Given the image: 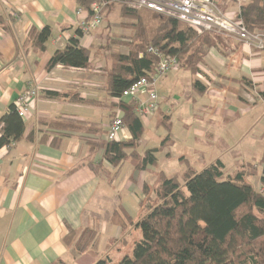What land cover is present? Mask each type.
Segmentation results:
<instances>
[{
  "label": "crops",
  "instance_id": "0c3cea01",
  "mask_svg": "<svg viewBox=\"0 0 264 264\" xmlns=\"http://www.w3.org/2000/svg\"><path fill=\"white\" fill-rule=\"evenodd\" d=\"M251 1L243 0L241 5ZM237 3L223 0L225 11L239 14ZM81 6L80 0H0V120L30 84L40 89L24 119L23 139L0 147V264H94L119 239L113 213L119 210L120 168L103 160L101 147L108 143V128L117 108L108 91L112 61L107 60L111 55H128V51L116 49L119 44L109 38L112 34L102 33V24L90 35L78 36L76 11ZM116 26L111 24L119 30ZM45 27L51 29V36L40 50L33 34ZM229 38L225 48H212L217 57L212 49L208 51L200 73L193 75L179 67L166 74L164 86L170 95L164 102L159 98L156 119L142 120L144 135L152 142H161L167 126L173 127L172 108L185 106L179 93L191 86L189 110L203 126H191L185 144L193 148L195 156L213 159L210 164L221 160L224 177L236 172L242 160L248 162L238 150L243 135L252 124L264 122V50ZM72 39L90 51L89 67L82 70L57 65L49 69L54 53ZM183 71L191 75L186 77ZM196 81L206 87L205 92L195 88ZM164 121L167 124L163 125ZM61 122L75 127L63 131L55 126ZM162 128L164 133L156 137ZM129 139L131 134L124 128L118 141ZM195 141L207 147L194 146ZM182 158L195 171L205 168L204 159ZM259 162H255L257 169ZM92 163L99 165L98 172L93 171ZM257 177L260 183L262 175ZM139 187L137 182L130 183L128 194L133 195L132 189ZM98 218L105 219L103 228H99ZM69 228L80 233L96 231L97 244L78 254L75 245L64 241Z\"/></svg>",
  "mask_w": 264,
  "mask_h": 264
},
{
  "label": "trees",
  "instance_id": "16d2710c",
  "mask_svg": "<svg viewBox=\"0 0 264 264\" xmlns=\"http://www.w3.org/2000/svg\"><path fill=\"white\" fill-rule=\"evenodd\" d=\"M80 1L81 8L89 10L97 0ZM143 10L144 12L127 6L122 8V16L135 19L137 23L136 33L125 43L114 41L129 48V53L110 57L112 67L108 73V91L113 99L121 97L124 91L143 77L152 80L160 57L150 49L177 59L181 68L196 75L200 73V65L208 51L217 49L220 43L218 35L199 33L176 18L153 16L151 11ZM147 17L156 21V26L150 31L144 21ZM239 17L250 33L264 34L263 0H252L241 5ZM77 34L82 36L81 30ZM33 35L36 46L44 50L51 36V29L45 27ZM90 54L88 49L79 45L77 39H72L64 49L54 53L48 68L62 65L66 68L87 69ZM195 88L201 93L206 91V87H202L197 81ZM117 107L124 112L123 124L128 128L131 139L102 145L103 160L110 166L119 167L128 160L127 157H131L138 163V172L156 166V155L171 141L170 135L159 147L140 154L139 142L145 134V127L142 119L134 113L136 106L133 103H120ZM164 120L169 118L165 117ZM165 121L163 125L167 124ZM55 126L63 131H70L74 125L61 122ZM167 130L171 131L170 125ZM24 133V118L18 115L12 105L0 120V147H10L19 142ZM180 161L186 167L182 176L168 178L164 173L160 174L155 191L156 204L145 206L141 201L145 214L134 226L140 230L142 237L134 244L132 256H125L113 264H264V191L258 192L247 180L248 176L257 174V168H253L252 173L238 169L232 175L224 177L225 165L221 160H216L201 171L192 169L184 158ZM260 164V183L264 188V155ZM90 166L95 172L100 169L98 164L92 163ZM142 192L149 200L151 189L147 184L143 185ZM125 218L132 222V218L126 214ZM78 235V241L72 243ZM96 238L94 230H86L80 234L69 228L64 241L68 246L74 244L77 253L83 254L94 245ZM94 264L112 262L110 259H98Z\"/></svg>",
  "mask_w": 264,
  "mask_h": 264
},
{
  "label": "rangeland",
  "instance_id": "374dc122",
  "mask_svg": "<svg viewBox=\"0 0 264 264\" xmlns=\"http://www.w3.org/2000/svg\"><path fill=\"white\" fill-rule=\"evenodd\" d=\"M242 3L243 2L241 1V4ZM237 4L239 6V3H237ZM241 4H240V7H241ZM124 6H126V5H124V4L120 5L117 3L116 4H112V3L109 4L104 10L103 23L100 27V29L103 30L102 33L112 34V35H108L109 38L112 40L114 38V41L119 40V43H125L127 41V39L131 38L136 33L135 24L137 23V20L124 18L122 16V8ZM130 8H132V7H130ZM220 8H221V10L225 11V7L223 5V0H222V3L220 4ZM132 9H136V8H132ZM136 10L144 12L143 9H140V10L136 9ZM239 10H240V8H239ZM225 12H226L227 16L232 17L234 15L230 11H225ZM151 13H153V16H155V15L166 16V15L154 13L152 11H151ZM106 15H107V17H106ZM166 17H169V16H166ZM144 21H145V24L147 25L148 31H150L151 29H153L156 26V21H153L152 17H147L146 19H144ZM112 23L119 26V30L113 29L111 27ZM110 28H112V29H110ZM95 30H97V29H95ZM212 34H213V36L214 35L219 36L218 37L219 38L218 43L219 42L220 43L218 45L220 47L225 48L228 45L227 40L230 39L229 36L224 35V34H220V33H216V32H213ZM236 38H238V37H236ZM123 48H126L128 53H129V48H127L123 44H119L116 47V49L119 51H120V49L123 50ZM211 53L215 57L218 56L217 51H215L213 49H212ZM116 55H118V54H116ZM105 56H106V54H105ZM210 59H212V58H210ZM107 61L111 62V60H109V59ZM111 63H110V66H112ZM209 64H211V63L209 62ZM209 64H205V66L206 67L212 66ZM183 72L184 73H182V75H186V77L191 75V73L188 71H183ZM164 79H165V76L162 79L158 80L157 83H155V88H156L157 92L160 93L159 98L162 99V102H164L165 101L164 99L170 95L169 89L165 88V86H164ZM184 84L188 85L186 82H184ZM184 88H185L184 92L183 93L180 92L179 93L180 95H178L179 98L184 99V102H185L184 108L181 107L179 110H176V106L174 108H172L169 105V108H172L171 111H172V116H173V127H172L171 131L168 132L166 135H164L165 137L161 140V142L160 141L159 142L158 141L152 142L150 140V138L147 136V134H146V136L144 135L145 138L143 140V145L140 149V154H142V155L145 152V150L152 149L153 146H156V148L159 147L161 145L162 141L164 139H166V137L168 135H170V137H171V141L167 144V146L165 148H163L156 155V157L158 158L157 165L148 167L147 170L144 172H138V171H136V166L138 164L137 161L133 160L131 157H127L128 160L126 162H124L123 164H121V166H119V168H120L119 175H118V179H119V183H118V185H119V210L116 211L115 213H113L114 215H116V213H117V216H114V221L119 225V239L114 241V243L112 242L111 245H109L108 250L104 251V253L101 255L100 259H110L112 264H113V263L119 262L125 256H132L134 244L136 242L140 241V239L142 237L140 230H137L134 226V223L136 221H138V219H140L141 216H143L145 214V210L141 206V201L144 202L145 206H147L148 204H151V205L156 204L157 201H156L155 191L158 188L159 176L161 173L164 172L168 178H172V177H175L177 175L182 176L186 167L183 164V162L180 161V159H182V156H184V155H186V156L191 155V157L194 156V158L197 160L204 159V160H202L203 161L202 163H204L203 167L204 166L206 167L211 162H213V159L210 161H207V159H206L207 157H203L201 154H200L201 157L195 156V152L193 151V148L190 146H187L185 144L186 135H187L188 131L190 130L191 126H193L194 128H202L203 125L200 124L196 118H193L191 116V113L189 110L191 108V103H192L191 96L193 95V92H192L193 89L190 90L191 86H189V85L187 87H184ZM197 95H198V93H197ZM172 98H174V96ZM251 98L253 100L256 99V97L253 95H251ZM171 104L173 106L175 105V103H171ZM163 110H164V112H166V110H167V107H165V105L163 107ZM156 116H157V112L152 116L153 120H154V117L156 119ZM147 120H149V119H147ZM163 133H164V129L162 128L157 132L156 137L161 136ZM243 136L245 137L244 142L239 145L238 150L241 151L242 159H244L246 161L249 159L248 162H251V163H248V162L244 163V161L242 160L243 165H239L237 167V169H244V170L248 171V173H252L253 168L256 169L255 168V162L256 161L258 162L259 160L261 161V158H263V154H264V151H263V149H264V122L260 123V124L254 123V126L252 124L251 127L248 129V131L245 132V134ZM243 136H240L239 138H242ZM193 145L197 146V147H199V146L207 147L206 145H202L201 141H195ZM204 152H205V149H204ZM207 155L211 156V155H209V152H207ZM189 160H191V158ZM197 167H200V165L197 164ZM231 169H233V168H230V170ZM258 169H257L258 173L257 174L255 173L251 176H248L247 180L249 182L251 181L252 183H254L256 185V190L258 192H260V191L263 192L264 188L261 185V183H259V179L257 177L259 175H262V172L260 171L261 164L258 165ZM199 170H201V169H199ZM135 182H137V185H139L140 187H139V190L138 189H132V193L135 197L137 195H139V197L142 196V198L140 200H138L137 198H134L133 195L128 194V190L130 189V183L135 184ZM144 184H147L151 189V196H150L149 200L147 197L143 196V192L141 190V188ZM182 185H183V183H182ZM137 191H138V193H137ZM140 194H141V196H140ZM122 208L126 209L127 212L125 210H123ZM112 212H113V210H112ZM125 214L129 217L130 216L132 217V222L130 220L128 221L125 218ZM256 214L259 215L257 212H256ZM109 215H110V212H109ZM97 220L100 224L99 228H103V226H104L103 221L105 219L98 218ZM108 220H109V218H108ZM123 227H125V228H123ZM80 234H82V233H80ZM79 237H80V235H78L75 239H73L72 243L75 244L78 241ZM97 242H98V234H97V238H96V241L94 244H97Z\"/></svg>",
  "mask_w": 264,
  "mask_h": 264
},
{
  "label": "built area",
  "instance_id": "2783aa9c",
  "mask_svg": "<svg viewBox=\"0 0 264 264\" xmlns=\"http://www.w3.org/2000/svg\"><path fill=\"white\" fill-rule=\"evenodd\" d=\"M241 4L243 0H236ZM124 4L136 9H145L157 14L176 18L199 33H220L229 37H238L249 46L257 50H264V34L259 32L250 33L244 26L239 14L227 16L221 10L222 0H100L94 1L89 10L79 8L76 11L77 26L83 35H90L103 22V13L109 4ZM158 54L160 62L156 68L152 80L145 77L136 81L129 89L123 92L121 97L115 98L116 105L120 103H133L136 108L134 113L142 120L150 119L159 110V96L155 83L163 76L180 67L177 59ZM38 86L30 84L14 102L16 112L21 118H26L32 109V102L39 96ZM124 112L117 107L107 132V141H118L124 130Z\"/></svg>",
  "mask_w": 264,
  "mask_h": 264
}]
</instances>
